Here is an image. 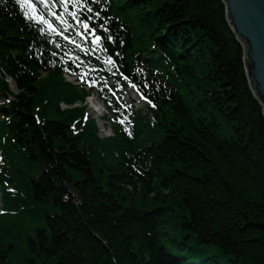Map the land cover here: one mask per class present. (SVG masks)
Listing matches in <instances>:
<instances>
[{
	"label": "trees",
	"instance_id": "1",
	"mask_svg": "<svg viewBox=\"0 0 264 264\" xmlns=\"http://www.w3.org/2000/svg\"><path fill=\"white\" fill-rule=\"evenodd\" d=\"M99 1L88 23L102 34L109 22L103 45L125 73L136 63L154 125L139 119L134 139H99L83 108L61 109L84 94L2 0L0 151L9 170L0 175V264H264V116L224 5ZM6 184L23 195L12 198Z\"/></svg>",
	"mask_w": 264,
	"mask_h": 264
},
{
	"label": "water",
	"instance_id": "2",
	"mask_svg": "<svg viewBox=\"0 0 264 264\" xmlns=\"http://www.w3.org/2000/svg\"><path fill=\"white\" fill-rule=\"evenodd\" d=\"M226 21L243 49L244 72L264 116V0H222Z\"/></svg>",
	"mask_w": 264,
	"mask_h": 264
},
{
	"label": "rangeland",
	"instance_id": "3",
	"mask_svg": "<svg viewBox=\"0 0 264 264\" xmlns=\"http://www.w3.org/2000/svg\"><path fill=\"white\" fill-rule=\"evenodd\" d=\"M66 80L68 81H71L72 83H78L79 81L76 80V78L74 77H67L65 76ZM11 87L12 89L14 90L13 88V85L11 84ZM85 89L88 91L90 90V88H88L87 86H85ZM132 90V89H131ZM133 91V90H132ZM17 92V91H16ZM133 93V92H132ZM122 98L125 99V97L122 95ZM125 100H128V99H125ZM93 100L92 98H89V99H85L84 102H75L73 103L71 106H85L86 107V110H87V115L91 117V119L94 121V123L96 124V127H97V132H98V136L99 137H103L105 135H109V134H112L111 130L109 129V127L107 126V123L105 122V119H101L99 117V113L97 111V108L99 106H97L96 104L92 103ZM141 105H142V112L144 111V108H145V104L142 103L141 101ZM69 105H61V108H67ZM101 107V106H100ZM98 108L100 111H103L102 107L101 108ZM107 112V111H106Z\"/></svg>",
	"mask_w": 264,
	"mask_h": 264
},
{
	"label": "snow or ice",
	"instance_id": "4",
	"mask_svg": "<svg viewBox=\"0 0 264 264\" xmlns=\"http://www.w3.org/2000/svg\"><path fill=\"white\" fill-rule=\"evenodd\" d=\"M0 2H2V0H0ZM41 2L44 3L45 5H47L49 2H51V3H55L56 0H41ZM17 3L20 5V7H21L22 9H23L25 6H27L29 9H33V10L36 8V5L33 3V0H17ZM68 3H69V0H64V5H65V6H67ZM85 6H86V5H85ZM33 14H34V18H37V19H40V20H44L46 23L49 24V27H50V28H54V26L51 24V22H50V21H47L43 15H41V14H39V13H35V12H33ZM24 15H25V16H28L29 13H28L27 11H25V12H24ZM53 15H57V13H53ZM77 22H78V23H83V22H81V21H79V20H78ZM84 27H85V28H88L89 25H88L87 23H84ZM95 39H96V40H99L100 37L97 36ZM81 78H82V77H81Z\"/></svg>",
	"mask_w": 264,
	"mask_h": 264
},
{
	"label": "bare ground",
	"instance_id": "5",
	"mask_svg": "<svg viewBox=\"0 0 264 264\" xmlns=\"http://www.w3.org/2000/svg\"><path fill=\"white\" fill-rule=\"evenodd\" d=\"M221 1V3L223 4V2H222V0H220ZM224 5V4H223ZM141 95H145L144 94V92H142L141 91ZM146 96V95H145ZM163 99V97H161L158 101H161ZM155 111H158V110H154V109H144V111L143 112H145V113H147L149 116H152V115H154L155 114ZM149 120V119H148ZM128 189L130 190L131 189V186H128ZM165 238L166 239H172L171 238V235H165ZM193 263H194V261H193ZM189 264H192V262H189Z\"/></svg>",
	"mask_w": 264,
	"mask_h": 264
}]
</instances>
